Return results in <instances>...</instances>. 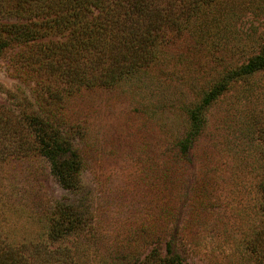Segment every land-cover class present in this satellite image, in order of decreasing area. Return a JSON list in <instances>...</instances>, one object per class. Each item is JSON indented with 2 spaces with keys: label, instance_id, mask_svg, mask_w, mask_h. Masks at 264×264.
<instances>
[{
  "label": "rangeland",
  "instance_id": "rangeland-1",
  "mask_svg": "<svg viewBox=\"0 0 264 264\" xmlns=\"http://www.w3.org/2000/svg\"><path fill=\"white\" fill-rule=\"evenodd\" d=\"M208 14L199 19L214 18L200 44L176 50L140 81L70 100V120L86 130L78 198L90 212V227L49 244L43 211L72 195L50 175L46 160L11 158L0 166L3 237L29 242L28 253L42 245L40 256L67 249L71 264H113L126 249L145 255L152 240L163 248L171 237L183 242L178 249L186 264H252L243 243L261 222L264 72L234 85L210 108L188 160L176 157L175 144L187 110L224 70L263 45L264 0H216ZM10 58H0L3 107L32 101Z\"/></svg>",
  "mask_w": 264,
  "mask_h": 264
},
{
  "label": "trees",
  "instance_id": "trees-1",
  "mask_svg": "<svg viewBox=\"0 0 264 264\" xmlns=\"http://www.w3.org/2000/svg\"><path fill=\"white\" fill-rule=\"evenodd\" d=\"M215 2L0 0V58L11 55L13 76L30 89L32 98L14 107L0 106V166L11 158H42L60 188L72 195L43 211L49 244L78 236L92 221L78 198L86 165L80 145L86 130L70 120V100L83 91H114L140 81L176 50L182 53L188 44H200L214 18L202 24L199 19L211 15L207 13ZM262 72L264 43L246 62L222 72L186 112L185 132L175 144L179 160H188L210 108L234 85ZM259 141L261 222L243 243L252 264H264V140ZM181 244L171 237L162 248L152 240L145 255L126 249L113 264H186ZM29 245L10 243L0 233V264H71L67 249L40 256L42 245L28 253Z\"/></svg>",
  "mask_w": 264,
  "mask_h": 264
}]
</instances>
